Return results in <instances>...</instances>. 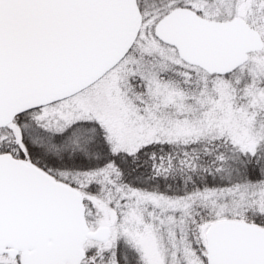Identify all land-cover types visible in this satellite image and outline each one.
Wrapping results in <instances>:
<instances>
[{
	"label": "snow or ice",
	"instance_id": "snow-or-ice-1",
	"mask_svg": "<svg viewBox=\"0 0 264 264\" xmlns=\"http://www.w3.org/2000/svg\"><path fill=\"white\" fill-rule=\"evenodd\" d=\"M0 264H264V0H0Z\"/></svg>",
	"mask_w": 264,
	"mask_h": 264
}]
</instances>
